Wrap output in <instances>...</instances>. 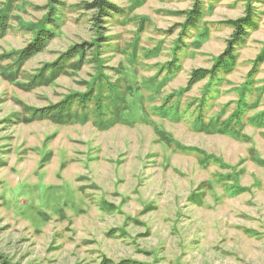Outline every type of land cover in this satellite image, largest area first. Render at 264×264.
Masks as SVG:
<instances>
[{
    "label": "rangeland",
    "instance_id": "374dc122",
    "mask_svg": "<svg viewBox=\"0 0 264 264\" xmlns=\"http://www.w3.org/2000/svg\"><path fill=\"white\" fill-rule=\"evenodd\" d=\"M90 1L0 0V264H264V0Z\"/></svg>",
    "mask_w": 264,
    "mask_h": 264
},
{
    "label": "trees",
    "instance_id": "16d2710c",
    "mask_svg": "<svg viewBox=\"0 0 264 264\" xmlns=\"http://www.w3.org/2000/svg\"><path fill=\"white\" fill-rule=\"evenodd\" d=\"M86 10H91L93 11L92 18L91 20L93 23H95V26H99L98 20H100V17H104L107 14H109L112 11H115V5L110 2V0H91L90 2L86 3L84 5ZM247 21L244 19H238L236 21L230 22L229 27L232 28L233 30V37L232 41L237 42V40L241 39L242 36L245 34V27L247 25ZM192 26V23L190 24ZM3 24L0 22V28H2ZM45 36L46 38H43ZM39 41L33 43L32 45H29L27 47V55L31 56L32 53H37L42 49L43 46V39H48L49 35L48 34H43L42 36L39 37ZM45 42V41H44ZM230 44H233L230 42ZM233 47L230 45L227 50H225V54L221 56L220 59L227 57V58H232L233 54ZM235 60V59H234ZM224 69H229V65H226ZM219 70L216 68L214 70L217 71ZM212 74V72L209 71H204V70H197L193 71L191 74L190 78V83H195L201 79H203L205 76L208 74ZM91 94L87 92V94H78L74 93L73 95H69L67 98L62 99L60 102L56 103L54 107H47L39 111L40 114H38V118H50L54 116V118L58 121L63 120L69 113H71L72 106H78L81 108L86 107V104L88 100H90ZM48 109H51L50 112H48ZM73 114V113H72ZM81 118V117H80ZM125 264V263H121Z\"/></svg>",
    "mask_w": 264,
    "mask_h": 264
}]
</instances>
